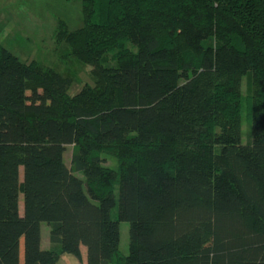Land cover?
I'll list each match as a JSON object with an SVG mask.
<instances>
[{
    "label": "trees",
    "instance_id": "trees-1",
    "mask_svg": "<svg viewBox=\"0 0 264 264\" xmlns=\"http://www.w3.org/2000/svg\"><path fill=\"white\" fill-rule=\"evenodd\" d=\"M79 2L78 92L0 44V264H264V0Z\"/></svg>",
    "mask_w": 264,
    "mask_h": 264
},
{
    "label": "rangeland",
    "instance_id": "rangeland-1",
    "mask_svg": "<svg viewBox=\"0 0 264 264\" xmlns=\"http://www.w3.org/2000/svg\"><path fill=\"white\" fill-rule=\"evenodd\" d=\"M58 20L64 22L68 31H76L83 27L84 20L79 0H0V44L23 63L35 61L60 75L70 78L72 84L70 94L81 90L86 83L94 81L90 73V65L79 60L70 53L69 46L64 41H58L55 36ZM173 72L163 71L160 81L166 91H171L172 84L177 82ZM180 81L178 80V83ZM244 90L245 82H240ZM242 117L241 131L243 139L248 132V125ZM71 153L68 147L65 157ZM107 159L112 168H116L117 161ZM20 212L23 209V199L19 198ZM35 228V236H40L43 224ZM119 251L127 255L129 247V225L118 224ZM22 232V231H21ZM212 239L205 232H201L202 247L210 246ZM23 245V241L21 246ZM83 250V249H82ZM23 248L21 259L23 261ZM57 264H86L72 255L64 254Z\"/></svg>",
    "mask_w": 264,
    "mask_h": 264
},
{
    "label": "crops",
    "instance_id": "crops-1",
    "mask_svg": "<svg viewBox=\"0 0 264 264\" xmlns=\"http://www.w3.org/2000/svg\"><path fill=\"white\" fill-rule=\"evenodd\" d=\"M40 225V224H39ZM38 224L33 225L32 227V232H33V236H32V256L33 259L35 260L38 253L41 250H47L50 247V243H49V231L48 228L44 225L42 226V232L40 234V236H38V241H37V237L35 236V228L37 229V227H40ZM81 260L82 262H85L86 259V255H85V250H82L81 253Z\"/></svg>",
    "mask_w": 264,
    "mask_h": 264
}]
</instances>
